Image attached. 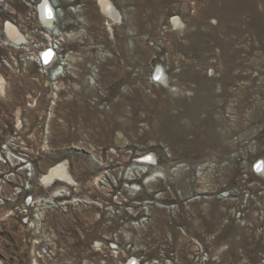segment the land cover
I'll return each instance as SVG.
<instances>
[{
  "label": "rangeland",
  "instance_id": "1",
  "mask_svg": "<svg viewBox=\"0 0 264 264\" xmlns=\"http://www.w3.org/2000/svg\"><path fill=\"white\" fill-rule=\"evenodd\" d=\"M111 1L0 0V264H264V0Z\"/></svg>",
  "mask_w": 264,
  "mask_h": 264
},
{
  "label": "bare ground",
  "instance_id": "2",
  "mask_svg": "<svg viewBox=\"0 0 264 264\" xmlns=\"http://www.w3.org/2000/svg\"><path fill=\"white\" fill-rule=\"evenodd\" d=\"M99 3L103 11L102 13H104L105 16H107L108 18L114 21H117L120 19L121 13L117 9V7L114 6L111 0H99ZM38 10H40V14L42 18H44L45 20H49V21L54 20V17H55L54 7L51 4H49L47 1L44 2L42 5H40ZM174 22L175 24H179L180 20L174 19ZM6 35L11 41L23 43L24 36H22V32L11 23L6 25ZM46 54H49V50L44 51L43 56ZM48 57H49L48 60L46 59L47 61H44V62H48L50 61V59H52L51 55H48ZM43 60H44V57H43ZM163 76H164V73H163ZM156 77L162 78V71L160 69H158ZM4 81H5V76L4 74H1L0 75V89H3ZM18 123L20 125L21 121H18ZM259 165L257 166V169L262 170V172H264L263 161H261ZM66 166L67 164L64 162L52 166L50 170L47 173H45V175L43 176L41 180L46 184H50L51 182L53 183L56 180H61L63 182L65 181L66 183H69V184L74 183V180H73L74 177L70 173L69 168H67ZM129 264H136V262L131 263L130 261Z\"/></svg>",
  "mask_w": 264,
  "mask_h": 264
},
{
  "label": "built area",
  "instance_id": "3",
  "mask_svg": "<svg viewBox=\"0 0 264 264\" xmlns=\"http://www.w3.org/2000/svg\"><path fill=\"white\" fill-rule=\"evenodd\" d=\"M46 56H48V54L44 55V61H47V60H46Z\"/></svg>",
  "mask_w": 264,
  "mask_h": 264
},
{
  "label": "water",
  "instance_id": "4",
  "mask_svg": "<svg viewBox=\"0 0 264 264\" xmlns=\"http://www.w3.org/2000/svg\"><path fill=\"white\" fill-rule=\"evenodd\" d=\"M48 58H49V57H48V56H46V59H47V60H48ZM258 162H259V161H258ZM258 165H259V164H258ZM259 167H260V165H259Z\"/></svg>",
  "mask_w": 264,
  "mask_h": 264
},
{
  "label": "snow or ice",
  "instance_id": "5",
  "mask_svg": "<svg viewBox=\"0 0 264 264\" xmlns=\"http://www.w3.org/2000/svg\"><path fill=\"white\" fill-rule=\"evenodd\" d=\"M49 15H50V13H49ZM48 55H51L50 53L48 54ZM159 77H157V79H158Z\"/></svg>",
  "mask_w": 264,
  "mask_h": 264
}]
</instances>
